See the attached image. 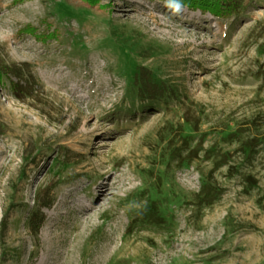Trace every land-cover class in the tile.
I'll return each instance as SVG.
<instances>
[{"label":"rangeland","instance_id":"1","mask_svg":"<svg viewBox=\"0 0 264 264\" xmlns=\"http://www.w3.org/2000/svg\"><path fill=\"white\" fill-rule=\"evenodd\" d=\"M206 2L0 0V264H264V0Z\"/></svg>","mask_w":264,"mask_h":264},{"label":"trees","instance_id":"2","mask_svg":"<svg viewBox=\"0 0 264 264\" xmlns=\"http://www.w3.org/2000/svg\"><path fill=\"white\" fill-rule=\"evenodd\" d=\"M206 1V0H205ZM220 0H215L213 1V3H211L210 5V0H207V5H199L200 7L203 8H210V10L215 13V14H232L234 11L238 10V6L239 3L241 2V0H224L227 3V6L223 5V3L219 2ZM223 1V2H224ZM209 3V4H208ZM41 206H50L52 204V200H48V197H43L41 199ZM41 216V213H37V212H32L30 217H29V221L33 222L35 220H38V218Z\"/></svg>","mask_w":264,"mask_h":264},{"label":"clouds","instance_id":"3","mask_svg":"<svg viewBox=\"0 0 264 264\" xmlns=\"http://www.w3.org/2000/svg\"><path fill=\"white\" fill-rule=\"evenodd\" d=\"M168 5L173 13H179L183 8L181 0H168Z\"/></svg>","mask_w":264,"mask_h":264}]
</instances>
